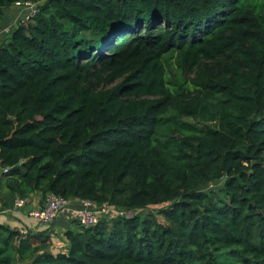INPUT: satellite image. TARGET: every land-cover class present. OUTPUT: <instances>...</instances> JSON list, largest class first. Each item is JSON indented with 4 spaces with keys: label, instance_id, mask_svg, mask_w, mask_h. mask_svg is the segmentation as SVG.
Returning a JSON list of instances; mask_svg holds the SVG:
<instances>
[{
    "label": "trees",
    "instance_id": "1",
    "mask_svg": "<svg viewBox=\"0 0 264 264\" xmlns=\"http://www.w3.org/2000/svg\"><path fill=\"white\" fill-rule=\"evenodd\" d=\"M0 168V211H135L65 252L0 223V264H264V0L42 1L0 42Z\"/></svg>",
    "mask_w": 264,
    "mask_h": 264
},
{
    "label": "built area",
    "instance_id": "2",
    "mask_svg": "<svg viewBox=\"0 0 264 264\" xmlns=\"http://www.w3.org/2000/svg\"><path fill=\"white\" fill-rule=\"evenodd\" d=\"M44 0L37 1H16L12 5L18 12L27 11L23 20L31 17L37 8V5ZM7 168L1 169V172H7ZM26 205L25 198H16L14 202L15 208H23ZM71 210L74 220L84 227H90L97 224L102 218L111 219L117 217L130 218L135 211L132 209L120 208L111 204L98 205L90 199H67L59 195L47 194L44 203L40 207L27 210V215L34 220L36 227H48L64 210ZM21 234L28 233V229L19 228ZM31 231V230H30Z\"/></svg>",
    "mask_w": 264,
    "mask_h": 264
},
{
    "label": "crops",
    "instance_id": "3",
    "mask_svg": "<svg viewBox=\"0 0 264 264\" xmlns=\"http://www.w3.org/2000/svg\"><path fill=\"white\" fill-rule=\"evenodd\" d=\"M26 14L27 11L18 12L17 10L14 11L12 8H5L3 10V16L0 20V42L4 37H7L10 34L11 29L15 25V23L19 20H22L21 18L25 17ZM16 15L19 16V19L15 20ZM42 205L43 202L41 201L39 193H32L30 197L26 198V205L23 208L13 207L11 209L0 211V223L6 224L9 227L15 229L26 228L34 232L42 230L44 229V227H36V225L34 224V220L27 215L28 209L40 207ZM73 220L74 216L72 214V211L67 209L62 211L49 226L51 236L54 237L55 233L58 236H62L63 241H65V247L61 252H65L68 247V243L64 239L63 233L66 229L73 226ZM67 224L68 226L66 227ZM55 252H60V250Z\"/></svg>",
    "mask_w": 264,
    "mask_h": 264
},
{
    "label": "rangeland",
    "instance_id": "4",
    "mask_svg": "<svg viewBox=\"0 0 264 264\" xmlns=\"http://www.w3.org/2000/svg\"><path fill=\"white\" fill-rule=\"evenodd\" d=\"M9 8H12L14 11L16 10V9H14L13 7H9ZM12 11V10H11ZM16 19H19V16H15V20ZM10 23H11V21H10ZM5 35V34H4ZM5 38V37H4ZM3 38V39H4ZM170 61H172V60H170ZM171 64H173V63H171ZM168 73H170L169 71H167ZM109 86H111V85H109ZM184 120H186V121H189L190 123H192L193 122V120L191 119V118H184ZM1 169L2 168H0V173H2L1 172ZM1 176V175H0ZM5 192V189L2 187L1 189H0V200H1V196L3 195V193ZM158 207L159 206H150V207H148L147 209H145L144 211H142V214L143 213H147V212H156V210L158 209ZM156 218H157V220L158 221H160V222H162L163 220H162V217L160 216V215H157L156 216ZM68 226V224L66 225V227ZM74 227V226H73ZM51 233V232H50ZM49 239H50V244H51V246H50V249H51V251L52 252H55V251H63V249H64V247H65V241H63V237L62 236H58V235H56L55 233H54V237L53 236H51L50 235V237H49Z\"/></svg>",
    "mask_w": 264,
    "mask_h": 264
}]
</instances>
